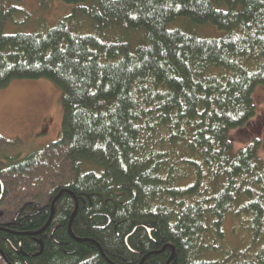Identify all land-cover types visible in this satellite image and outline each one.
<instances>
[{
    "label": "trees",
    "instance_id": "16d2710c",
    "mask_svg": "<svg viewBox=\"0 0 264 264\" xmlns=\"http://www.w3.org/2000/svg\"><path fill=\"white\" fill-rule=\"evenodd\" d=\"M62 1L5 33L25 20L0 0V89L46 78L63 110L46 147L0 154V264H264V139L233 138L264 88V0Z\"/></svg>",
    "mask_w": 264,
    "mask_h": 264
},
{
    "label": "rangeland",
    "instance_id": "374dc122",
    "mask_svg": "<svg viewBox=\"0 0 264 264\" xmlns=\"http://www.w3.org/2000/svg\"><path fill=\"white\" fill-rule=\"evenodd\" d=\"M10 5L17 9L14 18L25 21L20 24L6 21L5 33L31 32L42 23L53 26L71 10L62 0H11ZM187 27L204 37L220 34L210 24ZM253 101L256 115L245 130L233 134L234 149L242 147L252 136L264 139L263 87L254 89ZM62 112L61 90L53 81L46 78L12 80L0 89V137L8 142L6 146L0 143V148L3 147L0 154L25 156L46 147L60 133ZM260 156L264 159V148Z\"/></svg>",
    "mask_w": 264,
    "mask_h": 264
},
{
    "label": "water",
    "instance_id": "95a60500",
    "mask_svg": "<svg viewBox=\"0 0 264 264\" xmlns=\"http://www.w3.org/2000/svg\"><path fill=\"white\" fill-rule=\"evenodd\" d=\"M57 198V197H56ZM55 198V199H56ZM146 229H147V231L149 230V227L146 225V226H144ZM99 248V247H98ZM101 251V250H100ZM102 253V252H101Z\"/></svg>",
    "mask_w": 264,
    "mask_h": 264
},
{
    "label": "flooded vegetation",
    "instance_id": "af4514ba",
    "mask_svg": "<svg viewBox=\"0 0 264 264\" xmlns=\"http://www.w3.org/2000/svg\"><path fill=\"white\" fill-rule=\"evenodd\" d=\"M19 214V211H17L16 215L14 216V219H16V216Z\"/></svg>",
    "mask_w": 264,
    "mask_h": 264
},
{
    "label": "bare ground",
    "instance_id": "6f19581e",
    "mask_svg": "<svg viewBox=\"0 0 264 264\" xmlns=\"http://www.w3.org/2000/svg\"><path fill=\"white\" fill-rule=\"evenodd\" d=\"M25 17V16H24ZM179 29V28H178ZM241 230V229H240ZM235 231V230H234ZM236 232V231H235ZM241 250V249H240Z\"/></svg>",
    "mask_w": 264,
    "mask_h": 264
}]
</instances>
